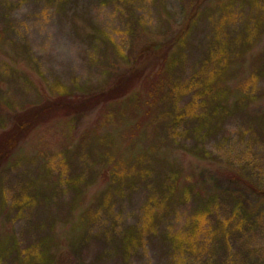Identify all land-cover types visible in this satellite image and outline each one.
Returning <instances> with one entry per match:
<instances>
[{
  "label": "rangeland",
  "instance_id": "1",
  "mask_svg": "<svg viewBox=\"0 0 264 264\" xmlns=\"http://www.w3.org/2000/svg\"><path fill=\"white\" fill-rule=\"evenodd\" d=\"M229 1V10H216L218 3L212 0H0V139L16 115L55 97L54 86L86 93L110 85L117 74L136 67V61L145 74L157 72L159 60L150 58L148 45L176 38L191 16L184 60L171 76L189 80L200 71L208 49L215 47V38L220 43L229 38L234 70L228 105L235 106L223 122L209 123L204 138L188 133L197 125L191 121L181 127L182 136L172 140L163 130L167 119L159 122L145 115L163 109L158 93L155 103L148 104L146 93L161 82L153 77L135 95L101 109L41 120L0 167V264H22L24 253L31 255L25 264H264V196L247 188L248 182L264 192V83L251 90L259 93L251 105L236 97L237 86L263 60L264 33L252 50L234 61L240 53L236 43L253 25L251 19L264 18V0L255 5ZM139 93L142 98H137ZM212 113L207 111V117ZM139 125L143 141L134 137ZM198 145L208 153L196 152ZM147 155L153 158L142 165ZM120 159L126 172L142 161L125 176L145 167L151 168V176L128 179L143 183L121 190L85 227L83 211H96L93 201L107 187L102 177L110 178L117 166L121 169ZM171 169L182 171L181 182L194 183L209 199L214 207L210 230L231 215L236 205L231 196L237 194L253 209L251 220L227 238L209 239L192 255L187 246L172 243V237L187 233L201 205L191 197L175 203L155 233L146 235L144 244L126 257L121 250L124 233L141 224L156 182H164Z\"/></svg>",
  "mask_w": 264,
  "mask_h": 264
},
{
  "label": "trees",
  "instance_id": "2",
  "mask_svg": "<svg viewBox=\"0 0 264 264\" xmlns=\"http://www.w3.org/2000/svg\"><path fill=\"white\" fill-rule=\"evenodd\" d=\"M208 1L210 0H204V3ZM212 1L218 3L216 10L221 8L229 10L231 8V2L229 0H222L221 3H219V0ZM226 1H228V3H225ZM257 1L258 0H250V4L255 5ZM194 17L195 16L187 18V22L181 27L176 38H170L164 42H151L148 45L147 51L150 53V58H157L160 66L157 72L152 75L145 74V69L142 70L139 68L136 61L134 64L136 67L133 66L131 70L122 72V74L120 73L119 75L117 74L115 80L110 85L108 84L107 86L98 87L89 92L80 94L68 92L63 87L57 85L54 86L58 93L55 97L46 101L44 100L39 106H35L26 112L16 115L12 126L0 139V167L1 164L12 155L14 148H17L21 140H23L29 132L34 130L41 120L47 122L49 118L58 116L65 118L79 117L87 112L101 109L129 97L130 94L135 95V90L141 86H148L147 84L153 77H158V81L160 79L161 82L156 84V89L146 93L148 99H150V103L148 104L153 105L155 103V98L158 93L160 94L159 100H161L160 103H162L163 109L160 113L153 114L151 117H149L151 113H147L145 114L146 117L148 116V119L154 118V120L158 118L156 121L159 122L167 119V121H165L166 124L163 126V130L172 140H176L179 136H182L183 132H179L181 127L187 125L191 121L197 123V125L192 129V132L188 131V133H191L196 138H204L205 135L203 132L205 130H210L208 125H210L209 123H211V121L217 119V123L220 121L223 122V120L231 115L235 109V106L231 107L228 105L233 92L229 83H231L234 62L231 64L232 56L230 54L232 53V43L229 44V38H226V42L223 43H220V41L218 42L215 38L213 44L215 47H210V49H208V54L203 56L199 63L201 68L197 74L193 75L187 81L181 78L174 79L171 76L173 68L177 66L180 61L184 60L185 47L183 40L191 30V20H193ZM250 23L253 25L250 28H246L245 35L241 36L236 43L240 50V53L235 55L234 61L236 62L243 56L244 52L250 49L252 50L258 43L260 36L264 33L262 32L264 30V18L260 21L254 16ZM101 36L104 40L114 45L112 39L105 33L101 32ZM175 46H178V48L173 52ZM169 50L170 54H168ZM262 59L261 61L259 58L261 64L253 68L250 77L242 83L243 85L240 87L237 86V89L235 88L238 92L236 97H238L240 102L247 100V103L251 105L252 102L259 99V93H255L254 90L252 92L251 90L261 85V83H264V50L262 52ZM164 85L168 86L166 91L163 89ZM249 88L250 94L248 93ZM186 96H190V99L186 104H182L181 101ZM142 97L143 93L137 94V98ZM131 98H133V96ZM209 110L213 113L211 116L207 117V111ZM219 115L220 120L218 118ZM222 122L220 124H222ZM138 127L140 132L134 137L143 141L145 136L141 131V126L139 125ZM194 150L204 154L208 153L204 150V147L199 145ZM142 157L143 162L139 159L135 162V168L132 166L128 172L125 170V160L120 159L121 169L117 166L110 172V178L106 175L102 177L106 180L105 185H107V187L98 194L93 201V203L97 205L96 211L94 212L91 209L83 211V215L80 219L85 227L95 222L99 212L103 211L121 190H128L129 188H134L140 183H143L133 181L127 182L128 179L133 180V178L137 176L146 179L151 176L152 170L150 167L142 168L139 174L133 173L125 176L131 170L136 169L138 163L142 162L143 165L146 164L145 161H149L153 158L152 155ZM181 173L177 170H173L165 175L164 182H156L158 183L156 189L152 190V196L144 206L141 224L138 226H131L124 233L122 237L123 240L121 239V244L123 245L121 250L125 253L126 257L144 244L146 235L155 233L159 223L163 219L162 217H165L169 213L175 203L186 201L191 199V197H194L201 205L193 213L187 233L183 236L175 235L172 237V243L177 245V247L187 246L188 252L192 255L199 254L202 249L210 243L209 239L217 238L218 236L227 238L237 231V229L240 231V229L246 226L251 220L253 209L248 202L241 200V195L237 194L236 196H231L236 202L231 215L227 219L219 221L216 227L210 230L209 218L214 207H210L211 205L208 203L209 199L205 196L202 197V195L194 189L196 188L194 183L189 181L181 182L183 178L181 177ZM247 184L249 185H247V188L249 187L252 191H256L260 193L261 196H264L263 191L258 190L248 182ZM25 201L28 202L27 199H25ZM12 240L16 251H18L16 240L13 238ZM23 261L29 263L31 261V255L24 253ZM24 262L22 264H25Z\"/></svg>",
  "mask_w": 264,
  "mask_h": 264
}]
</instances>
